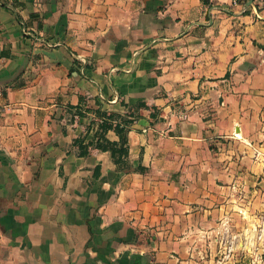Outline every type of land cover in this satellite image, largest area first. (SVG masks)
I'll return each mask as SVG.
<instances>
[{
	"label": "crops",
	"instance_id": "crops-1",
	"mask_svg": "<svg viewBox=\"0 0 264 264\" xmlns=\"http://www.w3.org/2000/svg\"><path fill=\"white\" fill-rule=\"evenodd\" d=\"M245 2L0 0V264H264L234 246L264 228L243 198L264 181V8ZM99 109L133 117L145 171L74 143Z\"/></svg>",
	"mask_w": 264,
	"mask_h": 264
},
{
	"label": "trees",
	"instance_id": "trees-1",
	"mask_svg": "<svg viewBox=\"0 0 264 264\" xmlns=\"http://www.w3.org/2000/svg\"><path fill=\"white\" fill-rule=\"evenodd\" d=\"M203 1L208 2V0ZM115 118L117 120L115 125L117 127L118 139L110 141L106 136V131L112 122L115 121ZM132 121L133 117L129 114H116L99 109L97 110L96 117L93 121L97 124L94 132V138L86 143H83V136L76 137L74 139V143H76L82 150H86L90 146L99 150L112 151L115 157L125 160V162L118 165V167L141 172L145 171L146 167L140 161L136 165H133L129 159L127 132Z\"/></svg>",
	"mask_w": 264,
	"mask_h": 264
},
{
	"label": "rangeland",
	"instance_id": "rangeland-1",
	"mask_svg": "<svg viewBox=\"0 0 264 264\" xmlns=\"http://www.w3.org/2000/svg\"><path fill=\"white\" fill-rule=\"evenodd\" d=\"M245 184H247V188L244 191L245 195L243 198L248 200L247 203L250 205L248 210L245 211V215L248 220V225H250L255 232L256 221L259 223L262 222L264 227V181H258L254 177L246 181ZM247 232L249 235L248 242L234 244L237 249H240V247L243 249H241L242 254L237 256V262L251 263L259 255L264 259V228L262 231V239H259V243L256 242V236L254 234L252 235L251 229L247 230ZM253 236L254 238L251 240V237ZM232 250L234 249L232 248Z\"/></svg>",
	"mask_w": 264,
	"mask_h": 264
},
{
	"label": "built area",
	"instance_id": "built-area-1",
	"mask_svg": "<svg viewBox=\"0 0 264 264\" xmlns=\"http://www.w3.org/2000/svg\"><path fill=\"white\" fill-rule=\"evenodd\" d=\"M233 3H236L237 0H232ZM253 2L256 4L258 8H264V0H253ZM2 95H3V89L0 86V115L2 114L4 103L2 102Z\"/></svg>",
	"mask_w": 264,
	"mask_h": 264
},
{
	"label": "water",
	"instance_id": "water-1",
	"mask_svg": "<svg viewBox=\"0 0 264 264\" xmlns=\"http://www.w3.org/2000/svg\"><path fill=\"white\" fill-rule=\"evenodd\" d=\"M252 2H253V0H246V2H245V6L249 5V4L252 3Z\"/></svg>",
	"mask_w": 264,
	"mask_h": 264
}]
</instances>
